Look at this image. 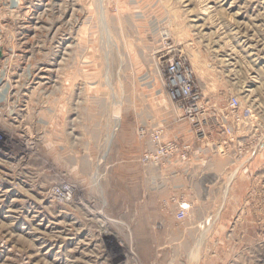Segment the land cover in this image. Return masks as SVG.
Wrapping results in <instances>:
<instances>
[{
    "label": "rangeland",
    "instance_id": "374dc122",
    "mask_svg": "<svg viewBox=\"0 0 264 264\" xmlns=\"http://www.w3.org/2000/svg\"><path fill=\"white\" fill-rule=\"evenodd\" d=\"M22 1L0 5V264H264V0ZM173 54L210 104L252 110L250 161L153 170L184 133Z\"/></svg>",
    "mask_w": 264,
    "mask_h": 264
},
{
    "label": "built area",
    "instance_id": "2783aa9c",
    "mask_svg": "<svg viewBox=\"0 0 264 264\" xmlns=\"http://www.w3.org/2000/svg\"><path fill=\"white\" fill-rule=\"evenodd\" d=\"M0 5L19 9L23 1L0 0ZM158 61L163 69L162 84L167 99L178 112V122H182L185 127L181 136L154 140V150L152 149L151 155L148 156H154L151 158V165L155 167L153 170L161 171L169 166V172H179L189 167L194 160L206 156L210 148L216 147L217 152L226 154L230 145L235 148V154H238L236 157L250 161L257 153L258 145L249 149L243 145L244 141L248 140L250 129L253 128L252 110L248 106H242L238 98H230L226 104L220 106L210 104L199 90L185 60L179 55H166ZM8 146L6 134L0 133V151ZM179 165L182 166L178 168ZM54 193L65 201L70 198L68 187L56 189ZM186 207L185 204L179 205L181 210Z\"/></svg>",
    "mask_w": 264,
    "mask_h": 264
},
{
    "label": "bare ground",
    "instance_id": "6f19581e",
    "mask_svg": "<svg viewBox=\"0 0 264 264\" xmlns=\"http://www.w3.org/2000/svg\"><path fill=\"white\" fill-rule=\"evenodd\" d=\"M0 35H2L1 34V30H0ZM32 47V46H31ZM30 49V48H29ZM0 52H1V57H2V48L0 47ZM5 58V57H4ZM31 74H28V76H30ZM47 75V74H46ZM3 76H4V73L2 74H0V92L1 93H4V94H10L11 92H12V90L11 89H9V84L8 83H5L4 81H3ZM33 77H35L34 75H33ZM32 76H30L29 78L31 79V78H33ZM41 78H45V77H41ZM40 78V79H41ZM46 91V90H45ZM1 97V96H0Z\"/></svg>",
    "mask_w": 264,
    "mask_h": 264
},
{
    "label": "water",
    "instance_id": "95a60500",
    "mask_svg": "<svg viewBox=\"0 0 264 264\" xmlns=\"http://www.w3.org/2000/svg\"><path fill=\"white\" fill-rule=\"evenodd\" d=\"M0 58H1V52H0Z\"/></svg>",
    "mask_w": 264,
    "mask_h": 264
}]
</instances>
